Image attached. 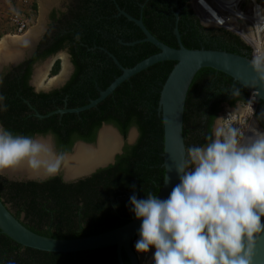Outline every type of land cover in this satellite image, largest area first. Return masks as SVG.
Returning <instances> with one entry per match:
<instances>
[{
	"label": "trees",
	"instance_id": "trees-1",
	"mask_svg": "<svg viewBox=\"0 0 264 264\" xmlns=\"http://www.w3.org/2000/svg\"><path fill=\"white\" fill-rule=\"evenodd\" d=\"M117 6L130 16L141 18L147 30L169 47L178 48L173 33L177 27L187 49L252 56V49L238 36L224 29L204 27L190 0H72L66 13L57 16L52 12L50 30L33 57L7 73L0 84V95L6 98L7 105L6 111H0V124L18 134L51 135L57 151L64 154L70 153L78 141L95 143L103 124L112 125L124 138L135 128L138 137L133 144H124L113 164L77 182L66 183L57 176L42 182H17L0 176V199L25 227L44 237L69 240L117 229L134 218L129 210L133 186L138 198H144L149 193L157 195L164 180L163 127L157 108L162 86L175 62H160L132 76L96 107L79 114H55L39 119L24 102L43 116L63 109L64 105L68 109L85 106L121 75L107 53L122 67L133 68L160 52L147 42L127 45L143 40L144 35L132 22L118 15ZM31 10L36 13V3ZM62 50L67 51L74 68L69 80L49 93L33 92L27 83L33 64ZM59 70L60 61H56L50 75H57ZM234 88L239 89L240 95L230 94ZM230 97L233 106L237 101L245 103L249 93L215 70L204 68L195 75L185 104L186 148L206 142L220 104ZM255 117L264 131L261 100ZM122 255L124 264H130ZM0 264L119 263L114 247L49 253L23 247L0 231Z\"/></svg>",
	"mask_w": 264,
	"mask_h": 264
},
{
	"label": "clouds",
	"instance_id": "clouds-1",
	"mask_svg": "<svg viewBox=\"0 0 264 264\" xmlns=\"http://www.w3.org/2000/svg\"><path fill=\"white\" fill-rule=\"evenodd\" d=\"M56 61L61 59L53 61L48 76ZM251 65L264 81V56H255ZM230 94L240 91L234 88ZM5 99L0 95V111L7 110ZM237 105L243 107L242 123L252 117L249 126L227 123L230 112L224 119L219 114L206 142L187 147L175 164L179 182L167 198L152 193L138 198L133 186L129 210L141 221L135 250L154 249L153 264H255L264 237V132L246 135L257 121L256 104L248 97ZM65 159L46 138L14 133L0 124V174L23 166L38 178L54 179Z\"/></svg>",
	"mask_w": 264,
	"mask_h": 264
},
{
	"label": "water",
	"instance_id": "water-1",
	"mask_svg": "<svg viewBox=\"0 0 264 264\" xmlns=\"http://www.w3.org/2000/svg\"><path fill=\"white\" fill-rule=\"evenodd\" d=\"M194 0H190V5L192 7ZM195 12L194 8H192ZM118 15H122L128 21L132 22L135 26L144 35V39L138 42L129 43L127 45L133 46L139 42H147L155 46L160 52L149 58L141 61L136 64L133 68H124L120 65L117 59L107 53L109 57L113 60L114 64L121 71V75L117 77L104 91L99 93L98 98L95 100H90L89 103L85 106L68 109L65 105L63 109L56 110L45 116L40 115L35 112V116L39 119L48 118L55 114L63 115L66 113L79 114L83 111L92 109L111 95L118 86L123 82L129 80L132 76L146 70L147 68L164 61L175 62L172 71L165 80L162 90L160 92V98L158 102V116L162 120L163 127V167L165 170L164 180L161 185V188L158 192L160 198H167L172 187L179 182L178 177L174 173L175 164L183 156L186 149L185 139L183 136V125H184V113H185V104L186 98L191 86V83L195 75L204 68L215 70L220 72L228 77H230L233 82H237L240 86L244 87L248 93L249 97L254 104H257L260 100L264 102V81H262L259 75L256 73L254 68L251 65L253 58L243 57L233 53H229L222 50H190L183 46L180 35L177 27H175L173 33L177 41L178 48H172L157 38H155L144 26L141 18L136 19L125 11L121 10L117 6ZM178 13L176 12V22L178 20ZM196 13V12H195ZM42 31V30H41ZM42 32H40L41 34ZM39 34V36H40ZM39 36L36 37L33 44L29 48L25 49L22 56L11 62L12 66L19 65L20 63L29 60L34 54ZM63 64H61L62 67ZM34 70L32 71L31 80L35 76V64L33 65ZM1 71V66H0ZM58 76V75H57ZM59 83H55L47 89H43L44 92H50L57 88L63 86L65 82L59 86ZM29 108L32 107L26 102ZM111 128L116 132L120 138V146L112 153L110 158L103 164L97 165L92 171L80 175L73 179H67L64 175V170L61 168L57 176H62V180L66 183L68 182H77L78 180L89 177L95 171L101 168H105L115 162V157L122 153L123 141L126 139L129 145L133 144L132 140L135 138V134L138 135V132L135 128H132L127 137L124 138L119 131L112 125L103 124L100 130L98 131L97 138L95 143H85L82 141L77 142L72 148L70 153H65L66 159L75 153V150L78 146L85 145L92 149L98 148L99 138L101 131L104 128ZM256 127L258 131L264 132L260 124L254 120V123L250 126L246 135L251 134V129ZM47 137V136H43ZM49 138H52L49 136ZM49 140V139H48ZM52 140V139H50ZM51 142V141H50ZM65 159V160H66ZM0 176L5 177L9 181L17 182H29L45 181L42 178H27L19 177L14 175H9L8 173L0 174ZM169 177L168 182L166 178ZM141 221L137 220L135 217L128 222L127 224L111 230L106 233L78 238V239H69V240H59L44 237L38 235L27 227H25L21 220L17 219L13 213L9 210L8 206L3 203L0 199V231L9 237L14 242L20 244L23 247L35 249L38 251L49 252V253H76V252H87L105 248L116 249L117 261L119 264H124L123 253L129 260L130 264H140L139 258L133 248V241L138 236V230L140 228ZM153 264V262H152ZM255 264H264V237L261 238L258 246L255 257Z\"/></svg>",
	"mask_w": 264,
	"mask_h": 264
},
{
	"label": "bare ground",
	"instance_id": "bare-ground-1",
	"mask_svg": "<svg viewBox=\"0 0 264 264\" xmlns=\"http://www.w3.org/2000/svg\"><path fill=\"white\" fill-rule=\"evenodd\" d=\"M53 3H56V0H39L41 17L45 18V14L47 11L46 9L49 6H51ZM213 5L215 7H213ZM217 5H220L223 9H228V10H231L233 7L232 2H227L226 0H220V1L211 0L209 4H207L205 1H202V8L200 10L197 9L196 11L199 14L202 13L204 17L209 15L212 16L213 19L217 17V19L214 20H217L218 24L220 23L221 25L227 27L230 24L227 23V21H220L219 16L214 11V8H217ZM234 27L237 31L235 29H231V30L240 34L248 42L252 43L257 54L262 56L263 48L261 46L260 41L258 40V37L254 35V39H253L251 32L250 34H247L243 31V29L235 25ZM39 29L40 28H32L30 29L29 32L27 31L28 33L26 35L22 37L14 36V37L3 38L0 41V57L3 55L2 56L3 58H0V65L3 62V60L5 62L8 60L13 62L14 60L19 59L22 56L24 50L29 48V46L33 44L36 37L39 36L40 34ZM63 61H64L63 67H65L67 65L66 59L64 58ZM50 62H48L47 64H50ZM49 69H50V65H48L46 69H42L39 70V72H35L34 78H36V80L39 79L38 83L40 85H42L43 82H45L44 80L46 78ZM65 71L66 68H64L63 74L65 73ZM54 81L55 82L53 83H58L56 80ZM48 85H52V82L51 84ZM48 85L46 87H50ZM251 130L258 131L256 127H253ZM48 141L50 142V140ZM120 144L121 141L118 135L116 134V132L111 128H107V127L104 128L101 131L97 149H92L90 147H86L85 145H81L77 147L74 155L67 157L66 162L64 161L65 163V165H63L64 169L62 166L66 178L73 179L80 175H84L85 173L92 171L97 165L105 163L110 158L112 153L120 146ZM6 173H8L9 175H14L19 177L23 176L27 178H37L36 176H34L33 173H31L28 169H26L23 166L8 170L6 171Z\"/></svg>",
	"mask_w": 264,
	"mask_h": 264
},
{
	"label": "rangeland",
	"instance_id": "rangeland-1",
	"mask_svg": "<svg viewBox=\"0 0 264 264\" xmlns=\"http://www.w3.org/2000/svg\"><path fill=\"white\" fill-rule=\"evenodd\" d=\"M71 1L72 0H60V1H58V3H53L51 6H49L46 9L47 11H46V14H45V18H43V17H41V13H40L39 0H27L26 4H23V3L21 4L17 0H0V41L3 38H6V37L18 36V35H13L12 30L10 29V26H9L8 23H9L10 16L13 13L19 12L20 14L24 15L27 18L28 22H29V28L27 29L28 32L32 28H40L39 30L42 29V31H40L42 33L40 34L39 39H38V44H39L43 40V38L46 36L48 31L50 30V26L52 24L51 19H50L51 13L55 11L57 16H59L62 13H66L67 10H68L69 5L71 4ZM202 1H204V0H194L193 1L192 8H194L196 14H199L196 10L202 8V6L200 7V5H202ZM56 2H57V0H56ZM33 3L37 4L36 13H33L32 10H31V6H32ZM260 3L264 4V0L260 1ZM234 25L239 27V28H241V29H243L242 25L240 23H238V24L234 23L233 26L228 25L227 27L230 28V29H235ZM210 28L217 29L216 27L211 26V25H210ZM27 31L24 34L19 35L18 37H22V36L26 35L28 33ZM247 34H250V32H248ZM2 56L0 58H3ZM57 58L61 59V61H60V70H59V72L60 71L61 72L60 73L58 72L59 73L58 76L51 78L50 74L48 76V73H49V70H50L49 69L48 73L46 75V78L44 80L45 81L44 85L51 84V82H52V85H53V84H55V83H53V82H55L54 80H56L57 82H60L59 83V86H60L63 82L67 81V79L70 77V74L72 73V64H71L70 56L68 55L66 50L59 51L57 54H55L53 56H50L49 58H46V59L38 61L35 64V68L37 69L35 71L39 72V70L46 69V67L48 65H50V67H51L53 61L55 59H57ZM64 58L66 59L67 65L65 67H63V65H62V68H61V64H64V61H63ZM6 62L3 60V62L0 65L1 66L0 77L2 75H6L7 73L11 72L15 67H17V65H15V66L11 65L12 61L8 60ZM48 62H50V64H47ZM64 68H66V71L63 74ZM33 70H34V68H33ZM31 84H32V86H33V88L35 90H38V88L34 84V80H31ZM39 85L40 84L38 83L37 86H39ZM48 86H51V85H48ZM241 109H243V107H241L240 105H237L234 110L233 109L230 110L231 117L229 118V121L227 123H232V124H235L236 126L241 124L242 123V119H243V115H244V113L240 114V110ZM249 110H250V108L246 109V112H248ZM234 117H236V120H235ZM218 118H223L224 119V113H220ZM251 120H252V117H249L248 120L246 121V123H242L243 129H245V128H247L249 126ZM225 122H226V120H225ZM242 125H241V128H242ZM137 137H138L137 134H135V138H134V140H132V143H134L136 141ZM44 138H46L47 140L48 139L49 140L52 139V138H49V136L44 137ZM50 141H51L52 144L54 143V139H52ZM125 143L128 144V142L124 140L123 141V145ZM74 154L75 153H73L71 155H74ZM65 162H66V160H65ZM63 165H65V163ZM63 168H64V166H63ZM8 208H9V206H8ZM138 238L134 241V244H133L134 245V250H135V243L138 240ZM135 252H136V250H135ZM153 252H154V249L152 251H150L149 253H138V252H136V254H137L138 258H139L140 264H152V254H153Z\"/></svg>",
	"mask_w": 264,
	"mask_h": 264
},
{
	"label": "built area",
	"instance_id": "built-area-1",
	"mask_svg": "<svg viewBox=\"0 0 264 264\" xmlns=\"http://www.w3.org/2000/svg\"><path fill=\"white\" fill-rule=\"evenodd\" d=\"M19 3L26 4L27 0H17ZM207 4L211 2V0H204ZM220 1V0H219ZM227 2H232V9H223L220 5H217V8H214V11L219 16L220 21H227L230 26L240 23L242 25L243 31L245 33L251 32L253 39L254 35L258 37V40L261 43L263 48L264 46V5L260 4L257 0H226ZM202 5H200L201 7ZM213 7H215L213 5ZM201 9V8H200ZM198 9V10H200ZM200 21L207 26H214L216 28H222L228 31H235L218 24L217 17L214 19L212 16H205L200 13L197 14ZM9 26L10 29L15 34H23L29 28V22L27 18L20 14L19 12L13 13L9 18ZM238 34V33H236ZM244 42L252 49V58L257 55V52L252 45V43L248 42L244 37L238 34ZM262 56H264V48L262 52Z\"/></svg>",
	"mask_w": 264,
	"mask_h": 264
},
{
	"label": "flooded vegetation",
	"instance_id": "flooded-vegetation-1",
	"mask_svg": "<svg viewBox=\"0 0 264 264\" xmlns=\"http://www.w3.org/2000/svg\"><path fill=\"white\" fill-rule=\"evenodd\" d=\"M207 28V27H206ZM35 52H36V50H35ZM34 52V53H35ZM58 53V52H57ZM34 55V54H33ZM33 55H32V57H33ZM38 61H40V60H37L36 62H35V64L38 62ZM25 62V61H24ZM24 62H22V63H24ZM22 63H20V64H22ZM19 64V65H20ZM19 65H17V66H19ZM34 65V64H33ZM32 71H33V66H32V70H31V74H32ZM73 71H74V68H73V65H72V73H73ZM72 73L70 74V77H71V75H72ZM69 77V78H70ZM69 78L67 79V81L69 80ZM5 79V75H2L1 77H0V84H2V81ZM35 80H34V84L36 85V87L38 88V90H35L34 88H33V86H32V84H31V78L29 79V81L27 82L28 83V85L33 89V92H35V93H46V92H44L43 91V89H47V88H49V87H46L47 85H44L45 83L43 82V84L42 85H39V86H37V84H38V81H39V79H37L36 80V78H34ZM66 81V82H67ZM65 82V83H66ZM65 83H63V84H65ZM52 86V85H51ZM61 86V85H60ZM64 86V85H63ZM63 86H61V87H63ZM60 87V88H61ZM60 88H57V89H60ZM232 88V87H231ZM56 90V89H55ZM53 91V90H52ZM51 92V91H50ZM47 93H49V92H47ZM231 99H233V97H230V98H228L227 100V102H222L221 104H220V111H219V113H218V115L220 114V113H224V114H227V112H230V110H232L235 106H236V104L237 103H239V101H237V102H235V104L232 106V105H230V100ZM25 103L27 102V101H24ZM30 105V104H29ZM258 105V103L256 104V106ZM31 106V105H30ZM32 107V106H31ZM29 108V107H28ZM30 110H31V112H33V114H34V116H35V111H34V109L32 108H29ZM217 115V116H218ZM36 117V116H35ZM214 124H215V122H214ZM47 136H50V135H47ZM41 137H43V136H41ZM52 137V136H51ZM53 139V138H52ZM125 141H126V139H125ZM79 142V141H78ZM51 143V142H50ZM77 143V142H76ZM75 143V144H76ZM74 144V145H75ZM53 145H54V147H55V143H53ZM74 145H73V147H74ZM72 147V148H73ZM55 149H56V147H55ZM56 151H57V149H56ZM58 152V151H57ZM62 168V167H61ZM64 169V168H63ZM87 170H89V169H87ZM57 177H61L62 178V176H57ZM5 178V177H4ZM6 179V178H5Z\"/></svg>",
	"mask_w": 264,
	"mask_h": 264
},
{
	"label": "crops",
	"instance_id": "crops-1",
	"mask_svg": "<svg viewBox=\"0 0 264 264\" xmlns=\"http://www.w3.org/2000/svg\"><path fill=\"white\" fill-rule=\"evenodd\" d=\"M58 1H60V0H57V2H56V3H58ZM41 30H42V29H41ZM41 30H40V31H41ZM38 45H39V44H38Z\"/></svg>",
	"mask_w": 264,
	"mask_h": 264
}]
</instances>
